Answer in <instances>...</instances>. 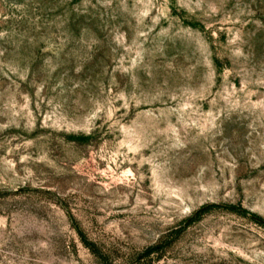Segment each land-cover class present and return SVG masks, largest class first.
<instances>
[{
    "label": "rangeland",
    "instance_id": "rangeland-1",
    "mask_svg": "<svg viewBox=\"0 0 264 264\" xmlns=\"http://www.w3.org/2000/svg\"><path fill=\"white\" fill-rule=\"evenodd\" d=\"M0 264H264V0H0Z\"/></svg>",
    "mask_w": 264,
    "mask_h": 264
},
{
    "label": "trees",
    "instance_id": "trees-1",
    "mask_svg": "<svg viewBox=\"0 0 264 264\" xmlns=\"http://www.w3.org/2000/svg\"><path fill=\"white\" fill-rule=\"evenodd\" d=\"M213 205H205L203 207H201L200 209H198L197 211H195L191 217L192 221L198 220L199 218H201ZM158 249V245L155 246H151L146 248L145 250V254L149 255L152 252L156 251Z\"/></svg>",
    "mask_w": 264,
    "mask_h": 264
}]
</instances>
